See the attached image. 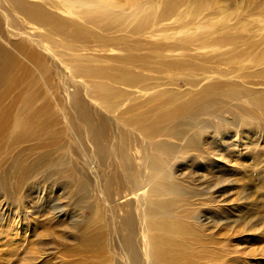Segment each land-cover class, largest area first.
Wrapping results in <instances>:
<instances>
[{
  "label": "bare ground",
  "instance_id": "1",
  "mask_svg": "<svg viewBox=\"0 0 264 264\" xmlns=\"http://www.w3.org/2000/svg\"><path fill=\"white\" fill-rule=\"evenodd\" d=\"M202 3L190 2L185 18L192 20ZM4 7L9 15L1 12ZM176 9V1L171 0H0V222L5 225L0 230V242L4 241L0 264L22 253V237L30 225L40 227L39 221H47L56 230L71 223L77 233L71 240L78 246L76 253L91 254L99 264L110 263L115 254L108 236L111 243L115 241L119 228L131 246L128 264H213L223 259L208 248L223 235L217 221H228L231 213L230 221L239 223L238 213H233L238 212L237 204L231 208L226 191H234L243 178L260 180L264 188V88L201 67L200 73L186 75L189 81L200 78L202 82L186 94L160 101L156 87L138 88L136 100L143 97L155 102L151 109L155 113L123 119L117 113L123 117L136 108L122 109L111 103L119 93L112 84L125 90L137 88L140 77L133 70L147 71L144 63L137 65L140 61L130 56L125 62L131 69H78L79 77L96 80L83 85V92L99 112H91L83 97L68 101L77 112L86 145L80 149L79 160L73 159L67 132L58 128L66 125L62 102L36 91L48 76L45 58L25 43H12L9 36L32 38L31 44L34 38L87 44L101 42L105 33H125L154 39L149 47L160 50V22ZM9 17L17 26L14 31ZM34 45L41 52L45 47L48 50V44ZM96 52L90 53L95 56ZM13 53L21 55L33 71ZM116 60L80 62L100 65ZM169 67L177 68L175 64ZM15 72L26 85L24 97L23 93L11 97L18 86ZM110 122L115 133L118 126L127 132L121 150L115 147V138L105 140ZM132 143L142 146L138 158L132 153ZM98 165L109 168L101 175ZM60 196L67 201L63 206L56 203ZM37 198H44L46 206L28 207ZM109 228L113 232L108 235ZM31 235L39 237L34 228ZM23 254V264H36L41 257ZM221 264H233V260Z\"/></svg>",
  "mask_w": 264,
  "mask_h": 264
},
{
  "label": "rangeland",
  "instance_id": "2",
  "mask_svg": "<svg viewBox=\"0 0 264 264\" xmlns=\"http://www.w3.org/2000/svg\"><path fill=\"white\" fill-rule=\"evenodd\" d=\"M171 1H176L177 9L173 16L160 22V30H162L160 41H158L160 50L149 47L151 41H153L152 43L156 42L151 38L149 42L148 38L138 39L137 36H134L137 38L135 39L125 33H105V37H102L101 42L90 40L87 44L73 43L67 40L45 42L34 38V43L48 44L46 45L48 50H45L46 47L43 48V53L37 49L38 47L33 46L34 43L31 44L32 38L30 41L23 39V37L15 39L12 33H9L12 43H25L30 49L45 58L48 76L44 78L43 87L38 86L36 91L39 94L44 91L49 98L62 102L63 121L66 125L65 127L59 125L58 128H64L67 132L70 151L74 155L73 159L81 157L80 149L86 145L80 134L82 128L77 112L68 101L83 97L81 99L86 101L91 112H99V109L87 99V94L83 92V85L93 84L96 80L79 77L77 75L78 69L87 67L110 68L114 66L131 69L133 67L125 62L130 56L140 61L137 62V65L144 63L148 68L147 71L133 70L134 74L140 77L137 88L125 90L121 85L112 84L115 91H119V93L112 97L111 103L122 109L125 107L136 108L132 114L123 115V117L117 113V117L123 119L135 114L151 117L155 113L151 112L156 104L155 102L146 101L143 97L139 99L141 101L136 100L140 96L138 88L147 87L150 89L156 87L155 90H160L161 93L160 101L171 98L174 94L183 95L196 90L198 83H202L199 81L200 78L189 81L186 76L187 74L196 75L200 73L199 69L201 67L206 69L215 68L219 72L226 73L229 78L238 76L239 78L236 81L255 84L257 88L260 87L259 89L264 88V0H201L203 3L197 9L198 11L192 20L186 19L184 13L193 0ZM1 12L4 15H9L10 11L7 7H4ZM8 21L12 31L15 30V27L17 29L10 17ZM185 36L193 37L188 39ZM91 51L99 52H96L94 56L90 53ZM13 56L20 63H26H24L21 55L13 53ZM87 58L117 60L104 62L100 65L91 62H80L81 59ZM140 59L144 61L141 62ZM26 64L25 66L33 71L31 66ZM170 64H175L177 68H170ZM14 80L18 83V86L11 97L18 95V93H23L22 96L24 97L26 85L21 82V74L15 72ZM109 128L110 130L105 133V140L110 142L112 138H115L114 145L121 150L122 146L126 144L123 136H127V132L121 126H118L115 133L111 127V122ZM136 144L132 143L131 148L132 153H135L134 155L138 158L139 153L142 152V146L140 143ZM106 166V168H109L108 165ZM106 168L103 165H98L97 169L102 175ZM132 171H130V174ZM246 179L239 180L234 191L228 190L225 193L231 208L237 204L238 212L233 213H238L239 223L234 224L230 221L233 219L231 213L228 214L230 215L229 222L217 221L216 226L220 228L223 235L216 238V244L211 249L208 248L209 251L218 253L219 257L224 256L223 259L221 258L223 263L225 259H230L233 260V264H264V188L261 187L260 180L250 179L248 181ZM40 198L34 201L30 199L33 202L28 207L35 205L36 208H44L46 200ZM63 198L64 196L57 198L56 203L63 206L67 202ZM68 198L70 200V197ZM68 210H71V207ZM8 213V217L13 215V211ZM84 216L90 218L87 212H84ZM18 219L21 223V216H18ZM44 224H48V222L39 221L38 225L40 227L38 228L30 225L28 231L24 234L25 237H22L24 240L22 239L20 243L22 253L13 256L10 259V264H23L21 260L25 256L23 253H27L26 256H29V253H37L34 254L35 258L41 255L36 264L100 263L99 260L92 258L91 254L76 253L78 246L72 243L71 240L77 237V233H73L71 223H64L57 230L51 224L43 226ZM2 225L0 222V230L5 227V225ZM210 225L212 224L210 223ZM33 228L39 237L32 238V235L30 236ZM43 229H45V232ZM117 231L118 234L112 243L109 240L111 239L110 236H108L109 247L114 249L115 252L108 264H128L126 259L131 255V246L126 243L124 229L119 228ZM111 232L113 231L109 228L108 235ZM56 240L59 241L58 244L55 243ZM3 242H0V244ZM225 252H228L229 257L228 255L225 257ZM16 257H19V259ZM30 257L33 256L30 255ZM221 261L213 264H221ZM28 264H30V261Z\"/></svg>",
  "mask_w": 264,
  "mask_h": 264
}]
</instances>
